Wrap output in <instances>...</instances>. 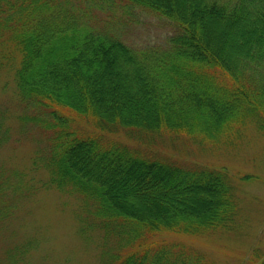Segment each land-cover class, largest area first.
Listing matches in <instances>:
<instances>
[{"label": "trees", "instance_id": "16d2710c", "mask_svg": "<svg viewBox=\"0 0 264 264\" xmlns=\"http://www.w3.org/2000/svg\"><path fill=\"white\" fill-rule=\"evenodd\" d=\"M91 1L165 18L172 31L163 45H132L65 0H0V66L13 67L22 122L46 135L33 165L81 200L82 231L109 244L101 264H210L181 243L142 245L232 229V175L118 134L216 144L250 119L264 129V0Z\"/></svg>", "mask_w": 264, "mask_h": 264}, {"label": "rangeland", "instance_id": "374dc122", "mask_svg": "<svg viewBox=\"0 0 264 264\" xmlns=\"http://www.w3.org/2000/svg\"><path fill=\"white\" fill-rule=\"evenodd\" d=\"M92 2L64 3L85 13L92 26L106 27L132 45H163L172 31L167 19L154 14L128 10L120 3ZM6 64L0 66V264H101L109 244L102 243L95 229L82 231L81 200L46 185V173L33 165L46 135L22 122L13 67ZM85 122L78 121L80 126ZM118 136L184 165L224 166L237 188L239 212L232 229L199 236H149L142 246L176 242L201 252L210 264H264V129H257L250 119L230 142L216 144H197L168 133L158 134L151 145ZM246 175L250 177H241Z\"/></svg>", "mask_w": 264, "mask_h": 264}]
</instances>
